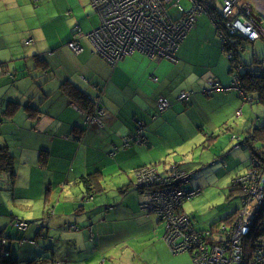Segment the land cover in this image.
I'll return each mask as SVG.
<instances>
[{
  "label": "crops",
  "instance_id": "crops-1",
  "mask_svg": "<svg viewBox=\"0 0 264 264\" xmlns=\"http://www.w3.org/2000/svg\"><path fill=\"white\" fill-rule=\"evenodd\" d=\"M100 23L89 0L0 1V147L15 173L12 179L0 172V260L96 264L99 253L104 263L158 264L154 255L143 260L129 246L154 240L160 225L141 211L148 195L135 194L137 171L174 163L189 172L179 158L190 145L202 144L208 132L214 140L239 126L230 124L244 105L233 90L203 94L211 82L232 85L208 13L197 16L173 61L135 53L115 67L85 37ZM78 29L82 53L74 55L67 44ZM64 86L98 106L99 124L86 123ZM182 92L191 93L186 104L177 101ZM160 98L170 102L161 114ZM10 105L18 107L8 116ZM89 175L94 191L128 198L105 200L106 209L92 212L95 207L80 200ZM16 220L27 228L18 229Z\"/></svg>",
  "mask_w": 264,
  "mask_h": 264
},
{
  "label": "built area",
  "instance_id": "built-area-1",
  "mask_svg": "<svg viewBox=\"0 0 264 264\" xmlns=\"http://www.w3.org/2000/svg\"><path fill=\"white\" fill-rule=\"evenodd\" d=\"M186 1L188 8L181 5L182 0H89L101 23L85 37L96 54L111 67L135 53L150 59L173 61L179 45L202 13H208L215 25L219 24V36L230 60L234 58L233 50L242 51L245 44L264 41V18L249 2L246 3L249 7L245 8L243 4L246 0ZM172 11L177 13L176 18L171 16ZM79 31L67 44L74 55L82 53L79 44L82 34ZM209 86L203 91L206 96L232 88L237 91L239 81L236 75L231 89L223 90L215 82ZM240 95L244 102L249 101L242 93ZM190 96V92H182L177 100L186 104ZM169 108L167 99L158 100V113H164ZM96 109L95 116L86 118L89 125L100 123L103 113L98 106ZM240 115L238 111L236 117ZM138 125L141 126V123ZM232 140H236L238 145L244 143L239 137H232ZM246 169L245 174L235 182L244 196L241 207L234 219L211 231L196 232L189 217L181 214L177 206L199 194L198 190L187 188L191 173L180 174L176 167L162 172L144 167L137 171L135 188L144 184L152 189L148 200L141 206L143 209L147 208L158 217L171 215L164 221L163 239L173 254L192 252L193 264H264V171L257 174L253 162ZM160 181L165 184L164 194L158 189ZM16 224L22 231L27 228L25 223Z\"/></svg>",
  "mask_w": 264,
  "mask_h": 264
},
{
  "label": "rangeland",
  "instance_id": "rangeland-1",
  "mask_svg": "<svg viewBox=\"0 0 264 264\" xmlns=\"http://www.w3.org/2000/svg\"><path fill=\"white\" fill-rule=\"evenodd\" d=\"M247 2L252 4L250 0H246L243 4L245 8L249 7L246 4ZM181 5H183L184 8L189 7L186 0H182ZM171 16L176 18L177 13L172 11ZM7 30L10 31L9 28H7ZM245 47L246 49H243L242 51L233 50L235 52L232 60L237 62L239 67L237 70H234V72L231 71L232 74H230V77L232 76V82L233 78L236 77L239 72H245L246 70L251 72H256V70L260 69L264 70V61H261L264 58V42L257 41L254 44H246ZM223 50L224 56L226 57V51L225 49ZM253 56H255L256 62H251ZM237 57L239 61H237ZM227 60L228 62L231 61L228 58ZM258 62H261V64ZM240 101L241 104L246 105L245 107L243 105L241 108L243 109L242 115H240L239 118L233 117L234 119H231L230 123L235 126L239 125L237 128L230 130L229 133L226 132L227 130L218 132L217 135L212 136L214 140L209 138L210 132H208L207 137H205L202 144L190 145L192 148H188L187 151L189 153L185 155V157L179 158L183 161L186 160L185 162L189 173H194L191 175V179L189 181L190 184H187V188L198 190L199 194L188 201H182L177 206L180 207L179 210L182 208L183 213L189 216L190 223L192 222L195 229L198 231H205L209 229L210 224L217 221L221 222L227 217H230L234 211L240 208L241 194L238 190L240 192L241 190L235 182L239 176H243L245 171H247L246 167L250 161V153L248 150L243 149L245 143L238 145L236 140H232V136L239 137L241 140L245 141V137L247 136L246 132L253 129L252 126L264 123V109L260 104L255 102L252 110H250L249 104L251 105V103L254 102L253 99L249 98V101H245L244 103H242L241 99ZM238 107H240V105H238ZM239 111L241 112V110ZM256 119H258L257 123H255ZM236 145H238V147ZM155 166H158V168L153 166L150 168H153L158 172H162L169 170L172 167H176L180 174L182 172H187L184 170L185 167H180L178 164L174 165V163H165L164 166L162 163H157ZM159 184L160 186L158 189H161L160 192L164 194L165 192L163 191V188L165 187V184L162 181H160ZM134 186L132 185L133 188ZM147 187L148 186H144L143 184L140 185V188H134V191L136 192L135 194L140 198L144 195L141 196L139 194H147L149 197L152 189ZM89 192L91 193L90 198H87L85 194H82L80 200L84 202V206H89L88 208L95 207L96 209L94 208L92 212L101 207L106 209V201H114L118 204V200H122L123 197L125 199L128 198L118 195L119 193L114 194V192H107V195H102L103 193L100 194L96 191L95 193H92V191ZM124 192L125 191H123V193ZM173 203L174 205L176 204L175 202ZM142 210L145 211V214L148 217L150 216L152 220L158 221V224H160L158 231L154 232L157 233V235H155L154 240H151L150 242L138 240L133 241V243L129 246L133 247L137 253L141 254L143 260H147L154 255L157 258L158 264H193L192 255L190 253L184 252L180 254H173L163 239L166 229L165 222L167 221V216L170 217L171 215L164 214L158 217L147 208L141 209V211ZM223 224L225 225L227 223ZM26 225L28 226V224ZM219 225L220 224L216 225L214 228H217ZM109 254H111V251H107L106 256ZM98 256L99 253L96 254V264H112V262H109L108 259L106 263H104V261H102L103 257ZM138 261L139 260H137V262ZM115 264L118 263L116 262Z\"/></svg>",
  "mask_w": 264,
  "mask_h": 264
},
{
  "label": "trees",
  "instance_id": "trees-1",
  "mask_svg": "<svg viewBox=\"0 0 264 264\" xmlns=\"http://www.w3.org/2000/svg\"><path fill=\"white\" fill-rule=\"evenodd\" d=\"M250 1L252 3L251 5L253 6L254 10L255 11L257 10L258 12L263 14V16H264V0H250ZM216 26H217V30L220 32L219 24L218 25L216 24ZM261 41H263V40H261ZM254 43H252V44H254ZM245 45H243V49H246ZM255 59H256L255 56H253V59L251 60V62H256ZM160 60H163V59H160ZM261 61H264V58ZM229 63H230V70L231 71L234 72V70L238 69L239 64L237 62L231 60ZM258 63L261 64V62H258ZM237 78L239 81L238 90L236 91L234 88H232V85L229 88L230 89L232 88L231 90H233V92H235L237 94L238 98H240L242 100V103H244V101H243L240 93H242L244 96H247L250 99L254 100V102H252L251 105H254V103L256 102L257 104H260L262 106V108L264 109V70L260 69V70H256V72H251V71L246 70L245 72H239L237 74ZM222 88H223V90L227 89L224 87H222ZM231 90H229V91H231ZM62 91L71 99V101L74 104H76L82 111L85 112L86 118H91L92 116H95L97 106H95L92 101L87 102L86 98L83 96V94L80 91H78L75 87L64 86ZM229 91H226V92H229ZM222 92H224V91H222ZM17 107H18V105L8 106L7 115L11 116L12 113L17 109ZM252 127H253V129L248 130L246 132L247 136L245 137V141H244L245 144L243 146V149H246L249 151L250 157H251L249 164H250V162L255 163V171H257V174H260L264 171V123L261 125L258 124L256 126H252ZM232 137H236V136H232ZM150 167H152V166H150ZM0 172H5L12 179L15 176V173L13 170L12 157L8 154L5 147H0ZM91 180H94V179H92V177H90V175H89L86 178H84V180L82 181L84 183V187H85L84 194L87 198H90V196H91V193L89 191H92V193H95V191H94L95 189H93L91 187L92 186ZM188 190H192V189L188 188ZM231 190L233 191L232 188H231ZM238 192L241 194V200H240V202H241L240 207H241L242 201L244 200V196H243V193L240 192L239 190H238ZM238 210L239 209L234 211V213L230 217H227L226 219L222 220L221 222L220 221L213 222L212 224L209 225V229H207L205 231H211V229H213L218 224L230 222L232 219H234ZM180 213L184 214L182 208L180 210ZM15 223L27 224L26 222L20 221V220H16ZM192 226L196 232H204V231L196 230L193 223H192ZM188 253H190L192 255V252H188ZM193 259H194V257L192 255V260ZM0 264H20V263L13 257L4 256L1 258Z\"/></svg>",
  "mask_w": 264,
  "mask_h": 264
}]
</instances>
